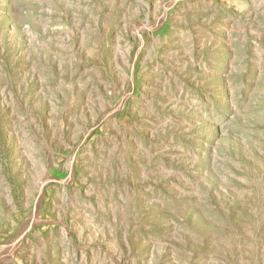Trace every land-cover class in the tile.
<instances>
[{
    "label": "rangeland",
    "instance_id": "obj_1",
    "mask_svg": "<svg viewBox=\"0 0 264 264\" xmlns=\"http://www.w3.org/2000/svg\"><path fill=\"white\" fill-rule=\"evenodd\" d=\"M0 264H264V0H0Z\"/></svg>",
    "mask_w": 264,
    "mask_h": 264
}]
</instances>
